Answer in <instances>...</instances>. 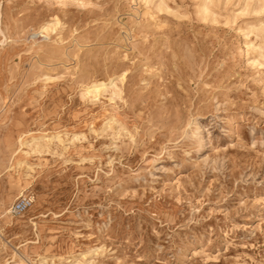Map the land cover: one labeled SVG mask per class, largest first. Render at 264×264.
I'll return each mask as SVG.
<instances>
[{
  "label": "rangeland",
  "instance_id": "1",
  "mask_svg": "<svg viewBox=\"0 0 264 264\" xmlns=\"http://www.w3.org/2000/svg\"><path fill=\"white\" fill-rule=\"evenodd\" d=\"M0 230V264H264V0H0Z\"/></svg>",
  "mask_w": 264,
  "mask_h": 264
},
{
  "label": "bare ground",
  "instance_id": "2",
  "mask_svg": "<svg viewBox=\"0 0 264 264\" xmlns=\"http://www.w3.org/2000/svg\"><path fill=\"white\" fill-rule=\"evenodd\" d=\"M213 3V2H212ZM204 6V5H203ZM202 6V7H203ZM205 7H206V5H205ZM160 8H162V6H160L158 9L159 10H161ZM163 9V8H162ZM202 9V8H201ZM203 10V12H205V11H207V8H203L202 9ZM208 12V11H207ZM41 29L42 30H48V26H42L41 27ZM110 79L111 78H109V80L107 81V82H93L91 85H89L88 86V88H89V90H87L86 91V93H88L89 95H91V96H93V97H95V96H97V95H99L100 93H103V92H107V91H112V90H109L108 89V87H107V84H108V82L110 81ZM111 94L112 95H114L115 94V92L113 91V92H111ZM29 130V129H28ZM35 132V131H34ZM28 133V132H27ZM18 137V136H17ZM30 137V136H29ZM40 138V137H39ZM17 140V139H16ZM49 140V139H48ZM47 140V141H48ZM30 141V140H29ZM29 141H26V139H25V136L23 135L22 136V134L18 137V142H19V151H21L22 150V148L25 146L26 148H30V150H34V151H37V150H39L41 147H44L45 145H44V143L43 142H40V141H37V140H35L34 138H31V143H29L28 144V142ZM17 142V141H16ZM18 146V145H17ZM16 146V147H17ZM26 150V149H25ZM44 150V149H43ZM29 152V151H28ZM27 152H25V154H26ZM21 195H23V194H21ZM35 202V200H34V198H33V202L32 203H34ZM5 212V211H4ZM5 213H7V212H5ZM0 232H2L1 230H0ZM20 264H24V262L23 261H21L20 262ZM37 264V263H36Z\"/></svg>",
  "mask_w": 264,
  "mask_h": 264
},
{
  "label": "built area",
  "instance_id": "3",
  "mask_svg": "<svg viewBox=\"0 0 264 264\" xmlns=\"http://www.w3.org/2000/svg\"><path fill=\"white\" fill-rule=\"evenodd\" d=\"M33 195L30 193L19 196L12 204L11 211L13 213H20L28 208L33 202Z\"/></svg>",
  "mask_w": 264,
  "mask_h": 264
}]
</instances>
